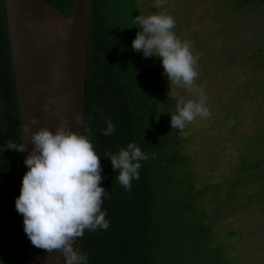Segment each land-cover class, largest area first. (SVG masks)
Listing matches in <instances>:
<instances>
[{
  "label": "trees",
  "instance_id": "1",
  "mask_svg": "<svg viewBox=\"0 0 264 264\" xmlns=\"http://www.w3.org/2000/svg\"><path fill=\"white\" fill-rule=\"evenodd\" d=\"M76 1L47 0L66 17L72 15ZM262 4L225 0L224 10L247 11L250 20L243 23L261 37L264 27L256 20ZM139 15L144 9L136 0H93L83 133L101 158L100 186L110 193L101 207L107 211L109 227L86 229L80 252L87 253V264H240L243 257L231 252V242L241 239V232L219 237L217 222L249 200L263 205L264 180L258 178L264 169V131L252 142L244 138L249 152L234 180L200 184L186 150V131L170 124L171 83L156 57L145 58L132 48L140 31L133 20ZM108 118L115 131L105 136ZM9 140L22 143L21 118L6 5L0 0V264H28L23 216L15 207L24 176L23 153L7 150ZM133 142L154 155L140 161V178L125 190L115 181L119 171L105 153L118 154ZM252 185L257 191L250 190Z\"/></svg>",
  "mask_w": 264,
  "mask_h": 264
},
{
  "label": "rangeland",
  "instance_id": "2",
  "mask_svg": "<svg viewBox=\"0 0 264 264\" xmlns=\"http://www.w3.org/2000/svg\"><path fill=\"white\" fill-rule=\"evenodd\" d=\"M136 1L145 16L171 15L176 25L172 31L182 42L190 41L193 56H199L194 85L203 89L210 114L197 116L184 127L186 150L193 158L199 183L234 180L249 152L244 138L252 142L264 131V35L257 37V29L243 23L250 20L247 11L225 12V0H163L161 7L155 6L156 0ZM262 3L256 21L264 27V0ZM156 60L164 72L161 59ZM168 91L174 113L179 100L187 102L199 95L175 84L168 85ZM259 175L263 181L264 169ZM252 186L250 190L257 191ZM253 200L217 222L219 237L241 232V239L234 237L231 242V252L243 257L240 264H264V203L255 206Z\"/></svg>",
  "mask_w": 264,
  "mask_h": 264
},
{
  "label": "clouds",
  "instance_id": "3",
  "mask_svg": "<svg viewBox=\"0 0 264 264\" xmlns=\"http://www.w3.org/2000/svg\"><path fill=\"white\" fill-rule=\"evenodd\" d=\"M162 2L156 0L155 6L161 7ZM133 23L140 28L132 41L133 50L142 52L145 58H160L169 83L194 89L199 94L195 100L177 102L171 127L182 131L186 122H192L197 116H208L203 89L194 85L199 56H193L190 41L182 42L172 31L176 26L174 18L159 12L139 15ZM42 109L49 112V104L42 105ZM82 119L81 115L75 117L78 124H82ZM38 123L33 118L30 125H23V130L30 133L32 147L24 160L29 170L23 176L21 192L15 200L16 211L23 216L24 232L33 246L49 254L61 253L65 264H87V253L81 254L79 247H74L77 239L83 237L86 229L96 231L109 227L105 218L107 211L101 207L103 198L110 197L100 186L101 158L94 151L89 135L72 131L67 120L60 119L54 130L45 126L33 132L31 126ZM106 124L103 134L108 136L115 131V126L111 118ZM6 149L23 153L26 146L9 140ZM105 155L112 168L119 171L115 181L125 190H131V181L140 178V161L154 154H145L133 142L118 154Z\"/></svg>",
  "mask_w": 264,
  "mask_h": 264
},
{
  "label": "water",
  "instance_id": "4",
  "mask_svg": "<svg viewBox=\"0 0 264 264\" xmlns=\"http://www.w3.org/2000/svg\"><path fill=\"white\" fill-rule=\"evenodd\" d=\"M12 57L19 99L24 163L32 145L23 125L35 118L40 127L54 130L60 119L72 131L84 128L85 83L89 28L93 0H77L70 17L48 4L47 0H5ZM48 103L49 112L42 105ZM82 116V124L75 117ZM24 140V141H23ZM28 242V264H65L61 253L38 249ZM80 250V239L76 245Z\"/></svg>",
  "mask_w": 264,
  "mask_h": 264
}]
</instances>
